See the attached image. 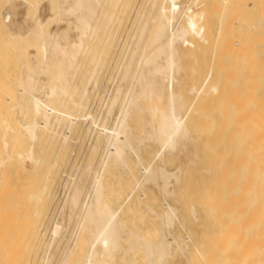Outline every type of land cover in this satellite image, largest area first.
<instances>
[{
	"label": "bare ground",
	"instance_id": "1",
	"mask_svg": "<svg viewBox=\"0 0 264 264\" xmlns=\"http://www.w3.org/2000/svg\"><path fill=\"white\" fill-rule=\"evenodd\" d=\"M2 1L0 84L18 87L16 107L32 118L21 123L14 139L3 136L1 191L11 177L8 165L42 164L36 151L42 136L61 139L65 152L82 118L92 115L83 112L94 103L105 59L120 45L113 24L122 27L130 7V0ZM147 1L151 14L133 39L124 36L116 55L124 59L113 62L118 80L102 105L106 111L91 151L101 161H91L64 195L61 206L79 221L72 245L65 241L62 264L81 243L87 246L84 264H168L190 251L191 237L177 232L186 229L179 218L183 211L195 220L204 215L212 228L191 264H264V0H194L179 19L180 0ZM116 107L118 124L110 128ZM24 141L26 151L10 150ZM153 146L162 165L149 162ZM182 155L187 160L176 172L166 169V162ZM194 165L206 175L200 169L194 174ZM50 187L36 201L53 203L58 191ZM147 216L156 220L148 235L137 222ZM54 222L48 249L63 230L61 221ZM17 248L0 264H21L23 251ZM47 257L43 264L53 261Z\"/></svg>",
	"mask_w": 264,
	"mask_h": 264
},
{
	"label": "rangeland",
	"instance_id": "2",
	"mask_svg": "<svg viewBox=\"0 0 264 264\" xmlns=\"http://www.w3.org/2000/svg\"><path fill=\"white\" fill-rule=\"evenodd\" d=\"M140 1L141 0H130V7L128 8L127 13H126V15L127 14L128 15L127 16L125 15V20L122 23L124 25L122 27L119 26L118 23H116V24L114 23L115 24V25L113 24L114 27L112 26L113 28H115L118 25V27L116 29H113V30H115V31L117 29L119 30V32H118V30L116 31L117 32L116 36H117L118 43L120 42L121 46L120 45L117 46L116 50H115V47L112 48V52L110 51V56H112L111 58L109 56L106 57V58H110V59H105L107 62L105 66H107L108 68L104 66V70L106 69L105 70L106 74L104 73V76H103L102 80L100 81L99 85L94 89L93 100H92V102H94V103L90 104L91 105V106L89 105L90 108L88 107L86 109V111L83 112V114L84 113L88 114V113L92 112L91 113L92 115H90L89 118H88V116H86L85 119H84V117L82 118L81 124H83V126L80 129V131L79 130L76 132L73 131L67 149L65 146V149H66L65 152H63L64 148H61V147H64L62 145L63 142L61 139H59V140L55 139L54 140L53 138L51 139L50 137H47L48 135L46 134L45 136H42L41 141L36 145L37 156L39 158H41V160L43 161L39 167L30 163V161H27L24 166H23V164H18V162L13 163L10 166L8 165V174L11 176L10 179L8 178L9 179L8 185H9V187L11 186L10 187L11 189L8 190V187H7L8 185L3 186V191H1L2 189H0V201H1L0 202V223H1L0 224V243H1L0 244V258H1L0 261H2V260L4 261L7 258V255H8L7 253L9 252V250L12 249V250H14V253H16L15 248L18 246L17 252L19 250H21L20 248H22V251H23V257L21 260V264H43L42 260L46 256L49 257L48 260L53 259V261L52 260L49 261L48 264H62L63 263L65 256L68 252L66 250V248H67L69 243L72 245V241L70 240V237L74 236L73 234L75 232V229L77 232V224H78L79 220H78V217H73L70 220L69 215H67V214H69L68 209L67 208L63 209V206H61V205L65 204V199L67 198L66 196L68 195L67 193H69V190H68L69 187L71 188L73 182H75L78 179L77 177H79V175L83 172V169L88 164H90L91 161L92 162L94 161L93 162L94 165H97V166H98V162L101 161V159H100L101 156L97 155L98 158L96 157L97 159L96 158L94 159L93 158L94 156L92 157L93 152L91 155V151L93 148L92 146H94V144L96 143V139H97L96 137H98V131H100L101 122H102L103 116L105 115L104 111H106L105 106H102V105H105L108 101V98L113 94L117 80H118V75H116L117 68H115V65H113V64L114 63L115 64L121 63V61L124 59L122 56L123 54H121L120 57L119 56L116 57V55H119V52H121V47H122L124 38L125 37H126L125 39L128 38L127 40L130 39V36L132 38L134 36V34L138 31V27H140L139 23H141L146 18L145 15H148V14L150 15L151 14L150 12L152 11V8L150 6L151 4L148 3L147 0H142L141 2ZM2 2L3 1L0 0V6H1ZM179 2L181 3V9L177 11L178 12V14L176 15L177 19L182 17L184 9L186 11L191 12V10L193 9L192 6H194L193 5L194 0H180ZM165 5L168 6L166 3H165ZM140 6H142V7H140ZM127 20H128V22H127ZM175 25H177V24L174 23V27H176ZM129 27H130V29H129ZM0 39H2V38H0ZM113 51L114 52L117 51L118 54L114 53ZM32 53H34L33 50H32ZM114 56H115V59H114ZM118 58L120 59V61L118 60ZM116 59H117V63H116ZM108 60L110 63H108ZM109 64H110V66H108ZM111 64H112V67H111ZM111 69H112V71H111ZM114 70H116V71H114ZM109 71H110V73L113 71L114 72L111 74L109 73L110 74V76H109V74H108ZM41 77L44 78L46 76L42 75ZM108 77H110L112 79H110V81H109ZM114 78H115V80H114ZM7 87H8V89H6ZM38 88L40 89V86ZM90 88H91V86H90ZM175 88L177 89L178 87H175ZM0 90H1V92H0V124H1V126H0V156H4V154L6 152L3 148V136L6 134L8 137L7 139H10L11 137L13 138V136L17 135L18 133H20L22 131L21 123L28 122L30 120L31 116H27L26 118H24L23 114H21V112H20V109H18L16 107V104L18 101V87H16L13 84H2V85L0 84ZM12 92H14V93H12ZM40 93H42L41 89L38 92V94H40ZM98 96H101V97H98ZM12 97H14V98L12 99ZM10 98L12 99L11 101H9ZM103 101H104V103H103ZM118 108L114 111L113 115L110 117V119L108 121L109 127L111 126L112 128H114L118 124L117 119H116V118H118V115H117L118 114ZM10 115H11V117H10ZM86 118H87V120H86ZM90 118L91 119L95 118L94 124H93L92 120H90ZM5 119L7 120L6 123L4 122V121H6ZM8 122H9V124H8ZM98 122H100V123H98ZM95 124H96V126H95ZM8 125L10 126V129H6V127ZM63 127H64V129H66L65 126H63ZM20 128H21V130H20ZM86 130L87 131L89 130V132H87ZM84 132H85V134H84ZM86 133H88V134H86ZM47 138H50L51 140H49ZM82 139H84L83 142H82ZM11 145H12V146H10L11 151L19 152V151H23V150L26 151L28 149L29 143L27 141H24L22 143H17V144L12 143ZM59 148H61V149H59ZM149 150L152 152V154L149 155V162H152L154 165L159 164V163H160V165H162V162L159 160V157H155L156 148L153 146ZM90 155H91L92 160L89 158ZM103 157H104V155H103ZM156 160H157V162H156ZM178 160L176 159L174 161H170L171 163L166 162L164 164L167 167L166 169H168L171 172H176L177 171L176 169H178V167L183 162H185L187 160V158L185 155H182L181 159H178ZM54 161L60 162V165H58L56 163L57 164V168L55 169L56 171L54 169L53 170L51 169V168H53L52 164H55ZM173 162H175L176 164ZM65 163L67 165H65ZM49 165H52V166L49 167ZM34 166L36 167V169ZM156 166H158V165H156ZM194 166H196V168L194 169V172H193L192 169L194 168ZM194 166L190 167V171L192 170L191 172H189V170H188L189 175H190V173L191 174H193V173L197 174L196 172L199 169H200L199 170L200 173H198L199 175H206V172L203 171V169H201L198 165H194ZM54 171L56 172V178L55 179L53 178V176L55 177ZM57 171L59 172L58 173L59 175L57 174ZM49 173L51 175L53 174L50 179H49V176H50ZM137 175L139 178H141L142 172L138 171ZM52 179H53L54 183L52 182ZM74 179H76V180L74 181ZM50 180H51V182H50ZM66 180H67V182H66ZM71 180H72V182H71ZM68 182H69V184H67ZM51 183H53L52 188L50 187ZM66 184H67V186H66ZM43 185L44 186L48 185L52 190L58 191L57 197L53 203H49L51 201V199H49L45 202H42V201L38 202L39 199H37V197L41 195L42 188L44 187ZM63 185L67 187V190H66V187L64 189ZM68 185H69V187H68ZM5 187H7V190H5ZM150 194H152V193H150ZM64 195H66V196H64ZM64 197H65V199H64ZM1 198L5 203H3ZM36 200H38V201H36ZM17 204H19V205H17ZM15 208H16V210H15ZM1 209L3 210L2 213H1ZM36 210H37V212L38 211L41 212V210H42V212L40 213V216L34 215L37 213V212L34 213ZM12 214L14 216H11ZM6 217L8 218V220H6L7 219ZM204 217L205 216L202 215V217L201 216L199 217V220H195L194 218L189 217L185 211L180 213V215H179L180 221L181 222L185 221V223H186L185 228L186 229L184 228L185 229V231H184L183 228H178L177 232L181 233V235H183L184 238H187V236L191 237V240L189 241V243H190V251L189 252L190 253L187 252V254H185V255H179L180 257L179 256L174 257V258L170 259L168 264H178L179 262L181 264H191L190 259H191L192 254H195L197 252L196 251L197 247L198 248L201 247L200 245L205 240L206 235L208 237V235L212 232V228L210 227L209 222H208L209 220L206 217H205L206 218V220H205ZM52 218H53V220H52ZM131 219H132V216H131ZM11 220H12L13 224L11 223ZM14 220H15V222H14ZM54 221H56V222L61 221L63 223V230L61 233L62 235L60 234V236L57 239V242L50 249H48V247H46L47 246L46 243L47 242L49 243V241L51 239L52 228H53V224L55 223ZM75 221H77V223ZM137 222L142 227V229H144L143 231L145 233H147V235L149 234L150 231H151L150 233H152V231L155 229L154 222H156V220L153 219L152 217L147 216L145 219L138 218ZM204 225L207 227H205ZM35 227H39L38 232H37V229ZM205 228H208L209 230L205 229ZM40 230H41V232H40ZM43 230L46 231V233L45 232L43 233L44 235L42 234ZM73 230H74V232H73ZM39 232H40V236L42 237V243H40L37 240V237L39 236ZM71 233H72V235H71ZM4 238L5 239L7 238V239L5 240ZM9 238H10V240H9ZM44 238H46L45 241H44ZM61 238H65L66 240H64V239L61 240V244H60ZM67 238H69V239H67ZM16 239H17V241H16ZM67 240H69V242H68V244H65L67 242ZM58 243H59V245H58ZM63 244H65V245H63ZM195 245H197V246H195ZM10 246H12V247H10ZM9 247H10V249H9ZM64 248H65V250H64ZM86 251H87V246H85L81 243L78 247V250L75 253V256L73 258L69 259L66 264H84V257H85L84 254L86 253ZM51 255H53L52 258H50Z\"/></svg>",
	"mask_w": 264,
	"mask_h": 264
}]
</instances>
